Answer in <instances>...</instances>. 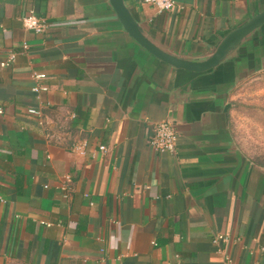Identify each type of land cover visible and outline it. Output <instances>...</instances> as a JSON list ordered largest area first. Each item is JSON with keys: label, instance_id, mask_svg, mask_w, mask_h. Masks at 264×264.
<instances>
[{"label": "crops", "instance_id": "crops-1", "mask_svg": "<svg viewBox=\"0 0 264 264\" xmlns=\"http://www.w3.org/2000/svg\"><path fill=\"white\" fill-rule=\"evenodd\" d=\"M128 3L153 37L193 56L264 7ZM30 10L49 32L24 27ZM9 51L0 264H264V164L235 135L237 60L209 73L175 69L128 35L109 0H0V61ZM36 71L48 76L40 97ZM163 119L177 125L174 153L149 143Z\"/></svg>", "mask_w": 264, "mask_h": 264}, {"label": "water", "instance_id": "water-1", "mask_svg": "<svg viewBox=\"0 0 264 264\" xmlns=\"http://www.w3.org/2000/svg\"><path fill=\"white\" fill-rule=\"evenodd\" d=\"M109 2L128 35L140 47L175 69L209 73L232 60H237L242 68L231 89L264 69V7L223 34L206 54L193 56L176 52L153 37L135 16L128 0ZM226 116L229 122L228 113Z\"/></svg>", "mask_w": 264, "mask_h": 264}, {"label": "rangeland", "instance_id": "rangeland-1", "mask_svg": "<svg viewBox=\"0 0 264 264\" xmlns=\"http://www.w3.org/2000/svg\"><path fill=\"white\" fill-rule=\"evenodd\" d=\"M235 135L243 150L264 164V71L239 85L232 95Z\"/></svg>", "mask_w": 264, "mask_h": 264}, {"label": "built area", "instance_id": "built-area-1", "mask_svg": "<svg viewBox=\"0 0 264 264\" xmlns=\"http://www.w3.org/2000/svg\"><path fill=\"white\" fill-rule=\"evenodd\" d=\"M142 3L149 4L154 7L159 12L171 11L176 6V0H138ZM24 27L28 30L33 31L36 34H44L50 31L51 25L45 17L37 15L34 11L30 10L23 16ZM24 48H28V44H24ZM17 57L15 51H9L7 56L0 61L2 67H8L12 65ZM48 76L44 72H34L35 84L33 86V91L40 97L41 94L49 90V85L47 84ZM29 116L40 117L42 110L37 107H30L27 110ZM151 147L160 153L177 151L178 145V129L177 125L171 119H163L156 123L153 133L150 136L149 141ZM103 150L106 149L105 146L101 147ZM63 189L66 191L67 187L64 185ZM67 196V194H65ZM217 239H222L223 241H228L227 237L218 236Z\"/></svg>", "mask_w": 264, "mask_h": 264}]
</instances>
